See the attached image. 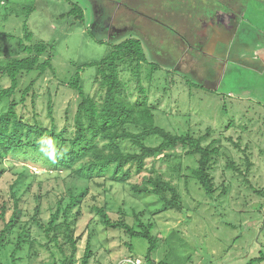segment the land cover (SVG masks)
Segmentation results:
<instances>
[{
	"label": "rangeland",
	"instance_id": "374dc122",
	"mask_svg": "<svg viewBox=\"0 0 264 264\" xmlns=\"http://www.w3.org/2000/svg\"><path fill=\"white\" fill-rule=\"evenodd\" d=\"M29 5L33 9L26 17ZM73 6L76 16L67 14ZM24 26L27 43L47 45L39 60L50 57L52 66L42 74H20L12 97L17 111L29 119L35 115L47 127L52 119L56 131L71 133L80 101L71 83L78 76L81 92L98 99L103 93L98 66H105L98 63L113 59L124 101L145 102L156 125L215 148L208 167L213 191L207 194L195 179L199 156L187 154L182 145L147 159L145 171L176 188L180 210L164 208L156 194H134L131 185L143 174L123 184L87 181L42 166L29 165L28 171L20 160L6 159L0 165V205L5 202L7 221L15 194L18 225L0 252V264H10L22 228L34 241L24 244L17 264H50V252L61 259L56 245H45L35 222L45 226L58 201L63 204L69 193L85 189L74 233L80 238L77 264L89 238V264H130L125 261L132 258L150 264L144 262L146 242L133 238L128 248L122 231L104 227L96 217V205H103L113 221L124 216L137 226L138 216L152 224L155 261L178 264L176 252L168 251L174 241L179 254L190 255L183 264H264V190L258 192L264 188V0H0V66L25 55L19 42ZM134 41L144 57L139 68L118 51L120 44L127 49ZM30 82L32 92L21 102ZM8 84L3 76L0 88ZM9 103L0 102V113ZM159 141L150 137L145 143ZM119 145L126 152L137 150L130 140ZM171 232L182 242L168 240Z\"/></svg>",
	"mask_w": 264,
	"mask_h": 264
},
{
	"label": "trees",
	"instance_id": "16d2710c",
	"mask_svg": "<svg viewBox=\"0 0 264 264\" xmlns=\"http://www.w3.org/2000/svg\"><path fill=\"white\" fill-rule=\"evenodd\" d=\"M32 9V5L25 7L26 17ZM77 10L78 8L73 6L67 14L76 16ZM24 29L25 34L19 42L23 46L25 55L13 58L0 66V80L4 76L9 81L8 86L0 88V102L10 100L7 110L0 113V165L6 159L10 161L20 160L28 171H30L29 165L32 167L42 166L51 171H65L67 175H73L87 181L102 179L105 182L111 181L122 184L128 183L134 175L143 174L138 183L131 185L134 194H156L163 201L164 208L180 210L179 194L176 188L168 181L162 180L159 175L153 176L145 171L147 159L154 158L177 145H182L188 147L187 154L199 156L198 166L192 170L193 176L207 194L212 193L213 181L208 167L215 148L202 145L201 138H196L189 133L175 134L156 125L153 121L152 111L145 102L131 104L124 101L120 96L122 84L118 80V66L113 59L110 61L102 60L98 63V65H105L104 67L98 66L99 86L103 89V93L99 95L98 99L81 92L78 76L71 83L80 97L73 116L74 128L71 133L67 134L65 129L56 131L52 119L50 127H47L41 124L35 115L29 119L17 111L18 104L12 97L18 89L20 74L32 71H38L42 74L52 66L50 57L41 62L39 60L40 56L48 49L47 45L27 43L29 33L25 26ZM118 47V51H121L122 55L134 62L137 61L136 67L139 68L144 57L139 52L138 44L134 41L127 49H124V44H120ZM31 87L32 82L22 90L21 102H24L29 92H32ZM48 110H51L49 105ZM130 125L133 130L129 129ZM150 137H159L160 141L155 145H148L145 140ZM125 140L134 143L137 150L124 151L119 144ZM247 165H249L248 162ZM1 172L2 170H0ZM263 190L264 188H260L258 192L263 193ZM86 191L87 189L77 194L69 193L63 204L58 201L56 209L50 215L45 226L35 222L44 231L45 238H47L45 245L50 243L56 245L57 253L63 255L60 259L55 255L54 257L53 253L50 252L49 255L52 259L50 264H77L75 256L77 241L80 238L74 233L77 221L81 217L80 202L86 195ZM165 192H168L170 196L164 195ZM11 197L13 211L7 221L4 218L5 202L0 205V220L3 224L0 228V252L10 242L9 238L14 232V227L18 225L15 211L18 209L19 199L15 194H11ZM92 210L96 213V217L101 219L104 227L122 231L128 237V241L125 242L128 248H132L130 241L133 238L145 241L147 246L144 262L170 264L163 259L155 261L152 258V254L157 248L156 239L150 231L152 224H144L138 216L137 226L128 223L124 216L113 221L103 205L93 206ZM58 219L60 221L57 223ZM60 235H63L65 240L59 241ZM167 239H178L179 243L182 242L177 233L171 232ZM33 241L25 229L22 228L17 232L14 248L9 254L10 264H17L18 259L20 260L19 252L22 251L24 244ZM169 243L168 251L169 253L176 252L177 257L173 258L178 264H183L189 259L190 255L179 254L174 241L172 242L173 245L171 242ZM67 249L69 250L68 253L66 252ZM28 257L31 258L30 255ZM92 257V243L89 238L85 243L80 264H89ZM256 259L261 260V257Z\"/></svg>",
	"mask_w": 264,
	"mask_h": 264
},
{
	"label": "built area",
	"instance_id": "2783aa9c",
	"mask_svg": "<svg viewBox=\"0 0 264 264\" xmlns=\"http://www.w3.org/2000/svg\"><path fill=\"white\" fill-rule=\"evenodd\" d=\"M126 263H130V264H141V260L140 259H135V260H132V259H126L125 261Z\"/></svg>",
	"mask_w": 264,
	"mask_h": 264
},
{
	"label": "crops",
	"instance_id": "0c3cea01",
	"mask_svg": "<svg viewBox=\"0 0 264 264\" xmlns=\"http://www.w3.org/2000/svg\"><path fill=\"white\" fill-rule=\"evenodd\" d=\"M252 52H255V51H252ZM264 59V58H263ZM262 63V62H261Z\"/></svg>",
	"mask_w": 264,
	"mask_h": 264
}]
</instances>
